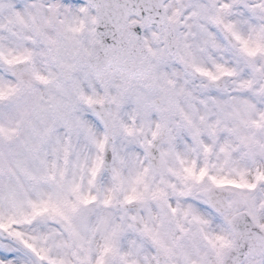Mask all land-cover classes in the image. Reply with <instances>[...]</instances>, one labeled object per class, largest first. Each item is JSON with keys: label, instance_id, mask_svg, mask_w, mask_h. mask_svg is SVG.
<instances>
[{"label": "snow or ice", "instance_id": "1", "mask_svg": "<svg viewBox=\"0 0 264 264\" xmlns=\"http://www.w3.org/2000/svg\"><path fill=\"white\" fill-rule=\"evenodd\" d=\"M0 264H264V0H0Z\"/></svg>", "mask_w": 264, "mask_h": 264}]
</instances>
